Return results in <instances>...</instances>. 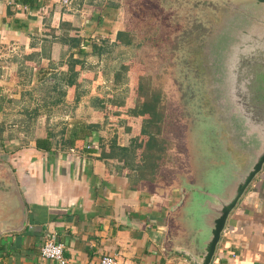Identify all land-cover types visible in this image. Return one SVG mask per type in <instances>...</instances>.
<instances>
[{
    "label": "crops",
    "instance_id": "obj_1",
    "mask_svg": "<svg viewBox=\"0 0 264 264\" xmlns=\"http://www.w3.org/2000/svg\"><path fill=\"white\" fill-rule=\"evenodd\" d=\"M117 9L115 0L70 8L0 0V191L7 162L27 208L21 231L0 235V264L44 263L38 247L50 233L65 264H97L103 254L119 264H191L175 250L188 243L180 221L188 191L173 171L163 175L166 162L140 174L137 157L117 149L133 136L119 125L127 104H108L101 86L126 76L117 65L111 74L98 68L107 49L125 45L112 28ZM90 140L97 150L85 149ZM188 169L193 182L189 154ZM210 264H264V166L229 213Z\"/></svg>",
    "mask_w": 264,
    "mask_h": 264
},
{
    "label": "water",
    "instance_id": "obj_2",
    "mask_svg": "<svg viewBox=\"0 0 264 264\" xmlns=\"http://www.w3.org/2000/svg\"><path fill=\"white\" fill-rule=\"evenodd\" d=\"M209 1L217 11L208 48L195 52L202 77L186 105L194 176L180 221L188 243L175 249L191 264H210L229 213L264 166V0ZM1 168L0 235L27 222L14 172L7 162Z\"/></svg>",
    "mask_w": 264,
    "mask_h": 264
},
{
    "label": "rangeland",
    "instance_id": "obj_3",
    "mask_svg": "<svg viewBox=\"0 0 264 264\" xmlns=\"http://www.w3.org/2000/svg\"><path fill=\"white\" fill-rule=\"evenodd\" d=\"M115 3L118 17L112 28L126 31L131 41L109 48L103 54L100 71L111 74L117 65L119 72L126 76L122 86L115 87L117 82L101 86L109 91L104 101L127 104L119 125L130 135L135 120L139 121L138 118L125 121L131 116L128 109L133 103L128 98L133 87L130 74L139 72L149 76L151 87L160 94L159 111L163 118L160 136L166 142L163 175L168 176L169 172L185 166L179 157L186 148V129L191 122L186 105L202 77L195 52L200 46L208 48L211 19L217 4L209 0H115ZM193 36L199 38L192 41ZM188 48L192 49L190 54H186ZM184 89L189 98H184Z\"/></svg>",
    "mask_w": 264,
    "mask_h": 264
},
{
    "label": "trees",
    "instance_id": "obj_4",
    "mask_svg": "<svg viewBox=\"0 0 264 264\" xmlns=\"http://www.w3.org/2000/svg\"><path fill=\"white\" fill-rule=\"evenodd\" d=\"M116 41L128 44L131 41V36L124 30L117 31ZM79 52H82V50L79 49ZM122 67L125 68V65H122ZM130 75L133 87L132 89L130 88L128 98L133 103L128 110L131 115L129 119L140 117V124L138 129L130 127L133 134L130 140L131 144L127 145L128 147H119L117 149L120 152L128 151L132 158L133 156L137 157L138 163H136L135 167L138 173L152 174L158 160L164 161L166 153V142L160 136L163 122L159 111L160 94L158 90L151 87L149 76L139 72ZM35 147L47 150L50 148V144L46 138H35ZM112 147L110 146V149Z\"/></svg>",
    "mask_w": 264,
    "mask_h": 264
},
{
    "label": "built area",
    "instance_id": "obj_5",
    "mask_svg": "<svg viewBox=\"0 0 264 264\" xmlns=\"http://www.w3.org/2000/svg\"><path fill=\"white\" fill-rule=\"evenodd\" d=\"M57 2L63 7L70 8L73 0H57ZM84 147L85 149L97 150L98 144L90 140L84 144ZM38 253L41 259L44 260V263L40 264H65L62 255V243L55 239L54 233H50L41 240ZM97 264H119V262L114 255L103 254L98 257Z\"/></svg>",
    "mask_w": 264,
    "mask_h": 264
},
{
    "label": "flooded vegetation",
    "instance_id": "obj_6",
    "mask_svg": "<svg viewBox=\"0 0 264 264\" xmlns=\"http://www.w3.org/2000/svg\"><path fill=\"white\" fill-rule=\"evenodd\" d=\"M197 38H199V37L193 36L191 40L195 41V40H197ZM183 91H184V98H189L190 94L186 93V89H184ZM184 141H183V144H184ZM176 155H177V157L179 156L178 154H176ZM184 157H185V159H184ZM182 158L184 160L185 166L182 169L178 168L175 171H173V176L176 179L175 183L177 185V188L181 189L183 191L184 190V183L189 182L192 179V175L188 169V154H187L186 148L183 150V156L179 157V159H182ZM171 174H172V172H171Z\"/></svg>",
    "mask_w": 264,
    "mask_h": 264
}]
</instances>
